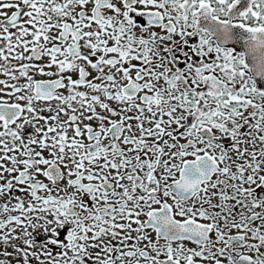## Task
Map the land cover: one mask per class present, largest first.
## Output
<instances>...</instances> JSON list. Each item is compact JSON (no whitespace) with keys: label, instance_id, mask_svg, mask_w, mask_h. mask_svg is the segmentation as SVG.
<instances>
[{"label":"snow or ice","instance_id":"obj_1","mask_svg":"<svg viewBox=\"0 0 264 264\" xmlns=\"http://www.w3.org/2000/svg\"><path fill=\"white\" fill-rule=\"evenodd\" d=\"M0 264H264V0H0Z\"/></svg>","mask_w":264,"mask_h":264}]
</instances>
